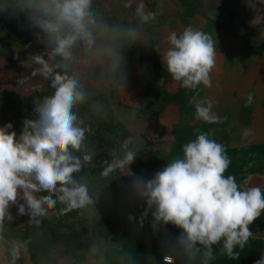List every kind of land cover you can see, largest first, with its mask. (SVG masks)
Returning <instances> with one entry per match:
<instances>
[{
	"label": "clouds",
	"instance_id": "1",
	"mask_svg": "<svg viewBox=\"0 0 264 264\" xmlns=\"http://www.w3.org/2000/svg\"><path fill=\"white\" fill-rule=\"evenodd\" d=\"M14 5L4 7L26 13L29 26L44 34L46 52L32 56L40 75L51 80L52 94L36 106L35 119L24 121L19 136L10 131L12 123L0 127V231L10 216L9 205L16 204L18 196L23 203L17 214L29 215L37 226L46 210L58 203L63 206L60 214L96 207L84 177L73 175L91 162L84 144L90 129L76 109L89 100L86 81L90 73L96 79H110L124 90V41L136 43L141 38L139 25L156 19V13L146 11L143 3L135 9L139 24L128 25L110 22L96 10V0H14ZM166 41L162 63L172 79L189 90L211 87L216 39L187 27L179 34L169 33ZM192 101L197 120L208 124L220 121L210 100L197 101L194 95ZM252 103L250 93L246 105ZM182 153L152 179L135 181L137 194L152 213L154 227L171 224L183 230L179 242L166 247L175 256L211 264L213 247L222 244L221 252L238 260L236 249H243L254 237L249 225L264 212V188L248 186V180L238 184L234 175L225 176L231 160L224 145L209 133L199 132L182 146ZM136 156V152L126 151L108 163L101 175L109 177L125 167L129 171ZM147 215L145 211L141 227ZM27 247L24 242H13L11 264H16ZM165 260L172 264L169 256ZM256 264H264V255Z\"/></svg>",
	"mask_w": 264,
	"mask_h": 264
},
{
	"label": "crops",
	"instance_id": "2",
	"mask_svg": "<svg viewBox=\"0 0 264 264\" xmlns=\"http://www.w3.org/2000/svg\"><path fill=\"white\" fill-rule=\"evenodd\" d=\"M139 3L144 4L146 11L156 13L154 21L141 25V31L143 27L145 28L141 40L143 48L141 52L151 53V62L154 64L163 65L162 57L168 48L166 37L171 32L179 34L185 28L193 27L216 39V66L210 73L212 86L205 88L200 85L199 92L195 95L196 100H210L212 111L226 125L223 130L226 132L228 128L231 129L227 138L228 149L263 145L264 0H96V10L109 14L111 17H119L121 13L131 11L126 17L129 20H135L138 19L135 9ZM5 4L15 7L14 0H0V33H4L2 38H7L9 42L8 46H5L9 49L5 52L0 50V57L3 58V54L8 53L12 59H17V63L6 69L7 63L1 60L0 67L2 71H9L8 79L17 85L18 79L14 78L13 73L20 69H31L35 64L34 61L29 62L33 60L32 55L44 54L46 47L43 43L42 30L30 27L27 15L21 23L19 18L21 12L5 8ZM23 60L25 63L21 64L20 61ZM138 70L135 77L126 80L124 90L121 88L119 95L124 106L119 119L131 135L127 145L131 146V150L137 147L134 151L137 154L169 152L172 145L176 143L173 128L178 122V108L168 105L158 117L157 122L140 119L137 113L141 111L145 91L140 87ZM178 86L179 82L172 79L166 89L176 93ZM9 91L3 90L0 96L13 93ZM250 93L253 95V106L249 123L245 125L240 120V111ZM193 105L195 107L194 102ZM202 124L206 123L197 120L194 116L191 125ZM144 136H148L150 141ZM130 170L133 172L132 179L136 178L138 172L137 179L144 180L153 178L158 172L155 171V175H151L150 169H141L137 163H132ZM245 180L249 181L248 186L264 188V174L256 172L236 178L238 184H243ZM133 184L135 188V183ZM136 196L139 200H136ZM131 199L140 204L138 209L146 202L138 194H134ZM8 212L10 216L4 220L3 230L0 231V264H11L10 249L13 242H23L24 229L33 225L34 222V220L30 221L27 214H17V203L10 204ZM137 212L138 210L135 215L132 214V217L137 216ZM17 220L18 224L15 223ZM249 230L254 235L251 239L263 242L262 255H264V212L249 225ZM39 237H41L39 232L28 235L27 244L29 246L33 244L35 249L22 250L16 264H52V262H46V250L49 247L45 243L42 244L41 250L37 251L36 246L41 245L38 242ZM109 242L112 245L108 246L109 248L115 246L110 238ZM101 263L104 264L103 258Z\"/></svg>",
	"mask_w": 264,
	"mask_h": 264
},
{
	"label": "trees",
	"instance_id": "3",
	"mask_svg": "<svg viewBox=\"0 0 264 264\" xmlns=\"http://www.w3.org/2000/svg\"><path fill=\"white\" fill-rule=\"evenodd\" d=\"M139 62V81L140 87L145 93L142 98L141 111L137 113L140 119H147L157 122L158 117L164 112L168 105H174L178 108V122L173 128L175 144L172 145L169 152L156 151L146 154H137L133 163H137L141 169H150L151 175H155V171H162L172 160L181 157L182 146L196 138L199 132L209 133L210 138L221 143L226 148L231 163L225 176L234 175L236 178L243 174L261 173L264 174V144L237 149L227 148V138L231 133V129L225 132L223 129V121L214 124H202L200 126L191 125L195 116V107L192 97L199 92V88L195 90L185 89L179 83L176 93L169 92L166 88L172 81V77L167 73L163 65H157L151 62V53L144 51L138 53L136 58ZM163 80V83H160ZM52 94L51 86L46 91L34 92L26 99H20L13 93H7L0 96V126L12 123L13 128L19 136L24 130V121L35 119V109L44 97ZM252 106L246 105V99L241 107L240 120L243 124H248L252 112ZM264 111V102L262 104ZM80 118L84 120L85 126L90 131L86 133L84 141L85 146L92 142H100L106 149V159L101 167H91L89 169L82 168L80 175L84 177V182L88 183L90 194L101 191L109 180L112 178L103 177L101 175L103 169L115 159V152L126 143L131 135L122 127L107 126L104 129L102 117L99 116L98 123L95 124L91 120H87L80 108L76 109ZM199 130V132L197 131ZM221 132V133H220ZM148 141L150 138L144 136ZM131 167V165L129 166ZM157 172V173H158ZM136 178L131 179L135 183ZM152 179V178H151ZM150 180V179H149ZM147 181V180H145ZM133 197L137 194L136 189L132 188L129 192ZM40 195V194H37ZM63 207L59 203L54 209L46 210V213L59 214V209ZM145 211H148L147 217L143 220V227L140 226L141 217ZM133 220H127L124 230L118 234L111 235L110 240L115 245L107 247L103 253L104 264H165L163 262L165 256L174 259L173 264H200V260H190L185 257L175 256L166 249L167 246L175 245L179 242L182 229L174 225L160 224L154 227L152 213L148 210L147 203L142 204L137 212V216ZM45 228L44 218L37 222L34 220L33 225L26 227L23 231L25 242L31 233H38ZM221 245L213 247L214 259L211 264H256L261 258L263 250V242L261 240L250 239L243 249L237 248L239 259H230L221 252Z\"/></svg>",
	"mask_w": 264,
	"mask_h": 264
},
{
	"label": "rangeland",
	"instance_id": "4",
	"mask_svg": "<svg viewBox=\"0 0 264 264\" xmlns=\"http://www.w3.org/2000/svg\"><path fill=\"white\" fill-rule=\"evenodd\" d=\"M127 13L130 14L131 11L121 13L119 17H111L109 14L104 15L109 18L110 22L115 24H139L138 19H127ZM19 18L22 23L26 18V13L21 12ZM139 26L141 28V25ZM143 29L145 28H142L141 38L136 43L132 44L131 41L126 40L124 41L126 46L121 49V55L124 60L121 67L125 76H128L126 80L135 77L139 68V62L136 57L138 53L143 51L141 46ZM3 35L4 33H0V50L5 52L9 49V47H5L8 46L7 43L9 42L7 38H2L4 37ZM44 58L47 59V56L45 55ZM1 60L7 63L6 69L17 63V59H12L8 53H4L3 58L0 57ZM31 61L33 60L29 62ZM20 62L21 64L25 63L24 60ZM38 69L39 65L35 63L31 69H20V71L14 72V78L18 79V83L15 85L13 81L8 79L9 71H2L0 67V93L7 89L8 91L10 90L9 92H13L14 95L26 99L36 91H46L51 86V80L45 79L40 75ZM86 83L89 89V100L78 106L82 110L84 117L97 124L99 122L98 118L101 116L104 129L107 126L116 128L122 126L125 129L119 119L124 109L119 97L121 88L114 81L110 79H96L91 73ZM97 106H99V110H97ZM128 143L129 141L120 146L115 152V158L122 157L126 151L131 150V146L127 145ZM132 176L133 172L130 170V167L129 171L125 167L122 170L114 172L106 186L93 195V198L97 201L96 207L72 210L65 214L59 213L54 215L46 213L43 217L45 228L39 232L41 233V237L38 238L40 240L38 242L41 245L36 246L38 247L37 251L41 250L44 243L49 247L46 250V262H52V264L55 262L58 264H102L104 250L108 246H112L109 238L111 235L118 234L124 230L129 216L135 215L140 205L139 203H135L129 194L134 185L131 182ZM136 198V200H139L138 196ZM16 203L17 207L23 203L19 196ZM28 218L25 219L27 220ZM18 220L15 221L16 224L19 223ZM23 242L26 243L25 238ZM27 246L29 250L31 248L32 250L35 249L33 244L30 246L27 244Z\"/></svg>",
	"mask_w": 264,
	"mask_h": 264
},
{
	"label": "water",
	"instance_id": "5",
	"mask_svg": "<svg viewBox=\"0 0 264 264\" xmlns=\"http://www.w3.org/2000/svg\"><path fill=\"white\" fill-rule=\"evenodd\" d=\"M87 155L91 156V162L84 168L101 167L106 159V149L98 141H92L87 145ZM76 179H80V173L73 174Z\"/></svg>",
	"mask_w": 264,
	"mask_h": 264
},
{
	"label": "built area",
	"instance_id": "6",
	"mask_svg": "<svg viewBox=\"0 0 264 264\" xmlns=\"http://www.w3.org/2000/svg\"><path fill=\"white\" fill-rule=\"evenodd\" d=\"M170 257V256H169ZM171 259H172V264L174 263V259L172 258V257H170ZM163 262L165 263V264H167V261L165 260V258H164V260H163Z\"/></svg>",
	"mask_w": 264,
	"mask_h": 264
}]
</instances>
